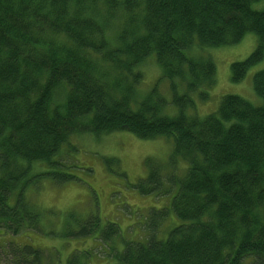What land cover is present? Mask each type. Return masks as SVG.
Listing matches in <instances>:
<instances>
[{
    "label": "trees",
    "instance_id": "16d2710c",
    "mask_svg": "<svg viewBox=\"0 0 264 264\" xmlns=\"http://www.w3.org/2000/svg\"><path fill=\"white\" fill-rule=\"evenodd\" d=\"M249 33L257 47L231 65L235 83L264 59V0H0V239L44 230L46 213L27 189L75 180L57 160L74 135L128 132L171 140L170 173L152 165L133 186L172 194L169 207L152 211L137 241L116 223L100 228L98 218L72 214L66 238L121 239V251L111 248L116 264H264V70L253 77L262 104L227 95L201 117L194 98L205 102L215 84L204 52ZM151 57L160 77L139 96ZM169 213L178 222L161 233ZM6 255L7 264L47 263L29 244L9 243Z\"/></svg>",
    "mask_w": 264,
    "mask_h": 264
},
{
    "label": "rangeland",
    "instance_id": "374dc122",
    "mask_svg": "<svg viewBox=\"0 0 264 264\" xmlns=\"http://www.w3.org/2000/svg\"><path fill=\"white\" fill-rule=\"evenodd\" d=\"M256 47L257 37L249 33L236 45L209 48L204 52L212 58L216 76L205 102L199 101L197 94L194 95L197 115L205 117L215 112L221 99L227 95L243 97L254 105L262 104V99L254 91L253 77L264 70V59L251 67L241 82L235 83L231 79V65L246 60ZM142 70L144 81L138 88L139 96H144L155 86L161 73L154 57L146 60ZM159 91L168 98V81H162ZM166 112L174 114L170 108ZM172 147L171 140L165 137L142 140L128 132L99 136L90 133L74 135L70 144L63 147L57 160H62L66 165L64 171L74 176L75 180L57 185L53 180L44 179L27 189L28 202L46 213L44 230L2 237L0 264L9 261L6 255L9 243L18 246L29 244L41 249L47 261L45 264H68L72 257H78L75 263L80 264H116L111 248L121 251V239L104 244L96 239V234L86 239L66 238L64 223L71 220V214L81 220L96 217L100 228L109 222L116 223L125 240L144 238L147 235L146 222L150 220L152 211L168 208L172 194L143 196L133 186L146 179L150 166L161 165L164 174L170 173L168 163ZM177 168L182 171L184 164L178 162ZM49 211L55 212V216L48 215ZM177 222L169 213L160 232H166ZM78 252L81 255L78 256Z\"/></svg>",
    "mask_w": 264,
    "mask_h": 264
}]
</instances>
